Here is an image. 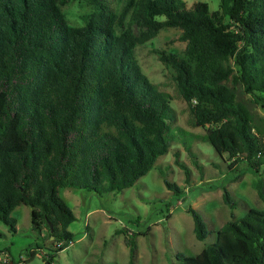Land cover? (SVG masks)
<instances>
[{
  "label": "trees",
  "instance_id": "trees-1",
  "mask_svg": "<svg viewBox=\"0 0 264 264\" xmlns=\"http://www.w3.org/2000/svg\"><path fill=\"white\" fill-rule=\"evenodd\" d=\"M87 1L93 9L84 25L72 26L62 10L69 0H0V221L15 231L11 212L28 205L33 228L46 230L54 252L63 250L76 217L60 187L121 191L168 151L171 97L150 82L135 54L164 27L179 28L185 48L154 53L194 125L206 128L201 139L227 155L229 169L242 163L257 173L264 201V117L256 120L236 92L241 86L264 109V0H220L215 11L202 1L124 0L118 12L105 0ZM222 199L238 205L226 188ZM188 211L203 240L206 224ZM126 244L133 264L136 244L127 235ZM177 260L264 264V210L226 221L214 243Z\"/></svg>",
  "mask_w": 264,
  "mask_h": 264
},
{
  "label": "rangeland",
  "instance_id": "rangeland-1",
  "mask_svg": "<svg viewBox=\"0 0 264 264\" xmlns=\"http://www.w3.org/2000/svg\"><path fill=\"white\" fill-rule=\"evenodd\" d=\"M105 1L115 12L124 3V0ZM184 1L188 7L206 2L210 11L219 9L220 4V0ZM92 9L87 0H69L62 6L72 26L84 25L85 16ZM132 29L139 32L136 25ZM179 34V28L164 27L135 50L150 82L171 97L175 119L169 122L174 134L168 151L133 186L121 191L98 195L60 187L59 195L76 218L67 227L73 240L58 252H54L53 239H44L45 229L39 232L33 228L31 207L16 206L11 212L16 221L15 231L0 221V264H130L126 235L136 244L133 264H178V254L195 256L214 243L216 231L226 221L240 218L249 208L264 210V201L255 188L258 174L242 163L229 169L227 155L218 154L208 141L201 139L206 128L194 125L186 101L154 53L155 49L181 52L186 43L179 40ZM228 84L234 86L230 80ZM236 92L256 120L264 117V109L241 86L237 85ZM164 179L174 183L178 192L169 189ZM225 188L238 203L235 208L224 203ZM190 207L206 224L208 234L203 240L195 237ZM32 251L36 252L34 257ZM51 256V262L47 263Z\"/></svg>",
  "mask_w": 264,
  "mask_h": 264
}]
</instances>
